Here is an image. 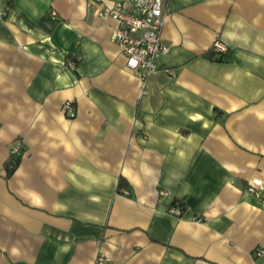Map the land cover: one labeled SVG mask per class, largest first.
I'll use <instances>...</instances> for the list:
<instances>
[{
  "label": "crops",
  "instance_id": "1",
  "mask_svg": "<svg viewBox=\"0 0 264 264\" xmlns=\"http://www.w3.org/2000/svg\"><path fill=\"white\" fill-rule=\"evenodd\" d=\"M112 1L0 0V264H264V0H163L146 93Z\"/></svg>",
  "mask_w": 264,
  "mask_h": 264
},
{
  "label": "built area",
  "instance_id": "2",
  "mask_svg": "<svg viewBox=\"0 0 264 264\" xmlns=\"http://www.w3.org/2000/svg\"><path fill=\"white\" fill-rule=\"evenodd\" d=\"M101 18L110 17L114 24L110 30V41L117 44L121 54L125 58V65L132 70L140 83L142 93L147 92L146 79L149 74L158 70L157 60L169 50L168 45L161 37L163 24V0H116L104 4L96 11ZM6 11L0 10V16ZM212 49L223 54L227 46L219 39L212 41ZM69 66H73L69 62ZM171 72V70H170ZM62 111L67 117L75 115V108L72 100L63 102ZM20 150V144L16 141L10 148V157H16ZM261 182L254 178L247 185L250 193L258 195ZM159 194H164L163 190ZM181 207L171 206L168 211L173 214H180ZM264 249L258 248L254 254L259 256ZM107 257L98 253L93 264H106Z\"/></svg>",
  "mask_w": 264,
  "mask_h": 264
},
{
  "label": "trees",
  "instance_id": "3",
  "mask_svg": "<svg viewBox=\"0 0 264 264\" xmlns=\"http://www.w3.org/2000/svg\"><path fill=\"white\" fill-rule=\"evenodd\" d=\"M208 57H211V55H207ZM18 163V158L17 156L16 157H10L9 160H8V164H7V167H6V173L7 174H10L13 169L16 167Z\"/></svg>",
  "mask_w": 264,
  "mask_h": 264
}]
</instances>
